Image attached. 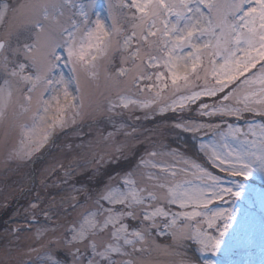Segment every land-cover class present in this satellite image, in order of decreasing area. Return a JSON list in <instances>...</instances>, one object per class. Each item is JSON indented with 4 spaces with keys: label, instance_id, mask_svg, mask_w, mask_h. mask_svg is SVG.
<instances>
[{
    "label": "snow or ice",
    "instance_id": "1",
    "mask_svg": "<svg viewBox=\"0 0 264 264\" xmlns=\"http://www.w3.org/2000/svg\"><path fill=\"white\" fill-rule=\"evenodd\" d=\"M0 193V264H264V0H0Z\"/></svg>",
    "mask_w": 264,
    "mask_h": 264
},
{
    "label": "rangeland",
    "instance_id": "2",
    "mask_svg": "<svg viewBox=\"0 0 264 264\" xmlns=\"http://www.w3.org/2000/svg\"><path fill=\"white\" fill-rule=\"evenodd\" d=\"M3 193H0V195H2ZM13 207H18V205L16 204V201H12L11 202ZM26 202L24 200H20V205H24ZM21 211H23V209L21 208Z\"/></svg>",
    "mask_w": 264,
    "mask_h": 264
}]
</instances>
